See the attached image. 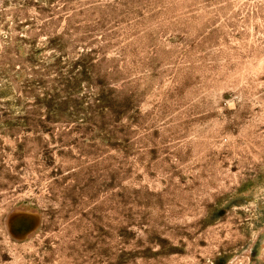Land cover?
I'll list each match as a JSON object with an SVG mask.
<instances>
[{
	"label": "rangeland",
	"instance_id": "rangeland-1",
	"mask_svg": "<svg viewBox=\"0 0 264 264\" xmlns=\"http://www.w3.org/2000/svg\"><path fill=\"white\" fill-rule=\"evenodd\" d=\"M0 264H264V0H0Z\"/></svg>",
	"mask_w": 264,
	"mask_h": 264
},
{
	"label": "bare ground",
	"instance_id": "bare-ground-1",
	"mask_svg": "<svg viewBox=\"0 0 264 264\" xmlns=\"http://www.w3.org/2000/svg\"><path fill=\"white\" fill-rule=\"evenodd\" d=\"M15 215H17V214H15ZM27 216H29V215H27ZM14 217V216H13ZM32 217V216H31ZM29 220H30V218H28ZM23 224H25V223H23ZM27 225H28V223H27Z\"/></svg>",
	"mask_w": 264,
	"mask_h": 264
}]
</instances>
